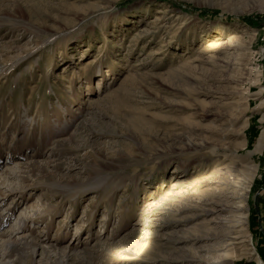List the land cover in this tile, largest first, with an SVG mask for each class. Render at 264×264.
Here are the masks:
<instances>
[{
    "label": "rangeland",
    "instance_id": "374dc122",
    "mask_svg": "<svg viewBox=\"0 0 264 264\" xmlns=\"http://www.w3.org/2000/svg\"><path fill=\"white\" fill-rule=\"evenodd\" d=\"M261 135L264 0H0V264H264Z\"/></svg>",
    "mask_w": 264,
    "mask_h": 264
},
{
    "label": "bare ground",
    "instance_id": "6f19581e",
    "mask_svg": "<svg viewBox=\"0 0 264 264\" xmlns=\"http://www.w3.org/2000/svg\"><path fill=\"white\" fill-rule=\"evenodd\" d=\"M263 138L264 136L261 135L259 136V138L257 139L253 149H252V152L255 153V152H259L262 148V145H263Z\"/></svg>",
    "mask_w": 264,
    "mask_h": 264
},
{
    "label": "trees",
    "instance_id": "16d2710c",
    "mask_svg": "<svg viewBox=\"0 0 264 264\" xmlns=\"http://www.w3.org/2000/svg\"><path fill=\"white\" fill-rule=\"evenodd\" d=\"M244 19V18H243ZM245 21H248V20H246V19H244ZM249 23H252V21H249Z\"/></svg>",
    "mask_w": 264,
    "mask_h": 264
}]
</instances>
